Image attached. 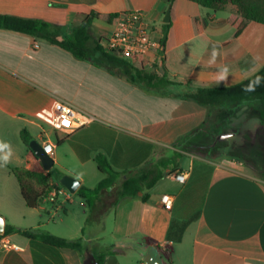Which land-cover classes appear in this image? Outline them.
Instances as JSON below:
<instances>
[{
	"label": "crops",
	"instance_id": "crops-1",
	"mask_svg": "<svg viewBox=\"0 0 264 264\" xmlns=\"http://www.w3.org/2000/svg\"><path fill=\"white\" fill-rule=\"evenodd\" d=\"M196 5L175 0L171 7L164 68L175 83L157 89L140 87L33 36L0 29V215L6 225L21 230L45 227L70 239L82 236L85 210L69 221L45 223L44 218L51 216L43 205L49 200L46 198L38 208H29L33 212L27 215L38 213V218L28 225L10 222L3 211L6 205H26L11 168L46 173L23 142L21 132L27 130L36 141L51 139L54 105L64 100L94 118L85 128L59 138V143L68 142L69 154L82 166H97L96 156L105 155L121 173L122 182L163 160V178L153 188L117 205L112 245L118 246L119 254L107 255L103 264H147L153 247L163 264H264V181L235 158L216 160L172 145L183 134L201 128L210 115L215 117L213 130L234 129V121H243L249 102L213 108L188 95L201 87L236 85L260 71L264 67V24L250 21L237 34L230 23V18L237 16L235 6L203 13ZM168 6L166 0H0V14L69 28L95 13L91 30L100 41L113 29L110 16L133 10L146 11L162 34ZM172 151L189 158V163H174ZM53 159L55 165L56 150ZM97 170L105 177L98 166ZM174 170L188 172L185 184L167 177ZM77 178L87 187L83 177ZM166 178L172 186L166 184ZM50 182L58 186L51 178ZM66 191L58 188L52 202L56 212L65 208L58 200L61 193L66 201H72ZM166 194L175 199L170 212L161 203ZM80 205L86 206L84 202ZM192 218L180 242L168 241L173 220ZM3 238L21 250L0 246V264H84L83 256L72 249L15 232ZM86 241L89 248L93 245V250L101 253L97 233Z\"/></svg>",
	"mask_w": 264,
	"mask_h": 264
},
{
	"label": "trees",
	"instance_id": "trees-1",
	"mask_svg": "<svg viewBox=\"0 0 264 264\" xmlns=\"http://www.w3.org/2000/svg\"><path fill=\"white\" fill-rule=\"evenodd\" d=\"M197 3L203 8L213 11H222L228 6L233 5L237 9V16L230 18L231 25L237 29L239 34L250 21L264 24V0H190ZM168 5H173L175 0H166ZM117 14L110 16L113 20ZM96 17L95 13L87 16L80 25L66 28L64 26L50 24L40 19L22 18L8 14H0V29L10 30L22 34L33 36L36 40H42L50 44L56 45L66 52L72 54L79 60L93 61L96 66L107 69L112 73L122 75L131 83L140 87L157 89L162 85H170L172 82L168 79L165 68L164 59L156 66L155 72L150 71L144 65L136 66L135 62H129L115 57L111 52L104 50L98 39L92 34V24ZM171 27L170 23L162 24V45L165 46L168 32ZM68 30V32L66 31ZM198 31H201L198 28ZM190 85V82H185ZM199 104L209 105L213 108H219L224 103H256L253 108L256 116L264 123V67L256 74L252 75L245 81L236 85L226 87H201L193 90L189 95ZM215 117L209 116L208 120L199 128V133H208L211 130V123ZM198 134V133H197ZM195 134V135H197ZM195 135L187 138L191 139ZM23 142L30 148V143L34 138L27 130L21 132ZM221 144L213 146H202L199 152L205 157L212 158V155L221 148ZM184 147V146H183ZM31 149V148H30ZM181 154H177L180 157ZM242 162H246V156L243 153L236 152L233 155ZM95 161L98 169L105 174V177L93 188L81 186L77 191V195L84 200L91 213L86 219V226L91 223H101L104 216L111 209L117 207L119 202L124 198H135L140 192L153 188L159 180L163 178L161 168L163 160L158 161L149 168H145L140 172L128 176L120 182V172L116 170L105 155L99 154ZM168 159H166V162ZM167 167V165H166ZM175 171V170H174ZM180 171V170H177ZM12 174L17 179L26 205L31 209L38 208L43 201L49 197L54 189L58 186L52 185L50 182V172H36L25 168H11ZM264 181V170L261 172ZM62 178V177H61ZM117 193L116 199L112 205L102 210L103 203H99L101 196ZM192 219L186 221L173 220L170 224L167 239L172 243H178L182 240L184 232ZM82 229V236L75 239L57 236L41 227L30 230H21L11 225H6L5 236L11 233H19L27 238L35 239L43 243L62 248L72 249L80 253L84 257L87 250H90L96 257L99 264H103L107 255L119 254L118 246L113 244L110 249L101 250V253L89 248V243L85 238V229Z\"/></svg>",
	"mask_w": 264,
	"mask_h": 264
},
{
	"label": "rangeland",
	"instance_id": "rangeland-1",
	"mask_svg": "<svg viewBox=\"0 0 264 264\" xmlns=\"http://www.w3.org/2000/svg\"><path fill=\"white\" fill-rule=\"evenodd\" d=\"M196 6L198 10H201V12L203 13L213 12L212 10H208L199 5ZM156 69V66H152L149 68V70L153 72H155ZM254 107H256V103H250V105L247 106L246 112L241 118L243 121L238 119L233 122L234 129L231 127H226L225 129L213 130L212 125H214L215 123H211V130H209L208 133H199L200 131L199 129H197L190 133L183 134L172 145L174 148L177 149H180L184 146L186 149H188L190 153L205 157L203 153L199 152L200 147L221 144V148L212 155L213 159H231L233 158V155L236 152L243 153L247 158L246 162H243L242 164L243 167H245L246 170L253 176L262 179L261 172L264 170V123L254 113ZM191 135L195 136L191 139H188L186 143L187 138ZM63 136L64 135L62 133H57L55 130L52 132L51 135L50 140L56 144L57 147L55 150L58 156V162H56L53 168L49 171L51 181L53 183H56L59 187L64 188L60 184L61 177L71 176L77 178V175H80L85 179V185L87 187H96L101 181V179L104 178V175L97 170V166L95 163H90L89 165L82 166L76 159H74L69 154L70 149L68 142L65 140L62 143H59V138H62ZM38 142L41 144L42 140ZM170 158L174 163L179 162L182 166H186L189 163V158L182 156L178 157L176 152L173 151L171 152ZM166 184L172 186L173 183H171L169 179L166 178ZM66 193L70 196L72 200L71 202L65 200L63 193L59 195L58 199L59 202H62L64 204V209H59L56 212V208H52L53 206L51 201L48 200L43 203V205L50 211L48 215H51L48 218H44L46 219L45 223H60L61 219L69 221L71 220V216H76L85 210V227L86 219L91 213L90 207L86 203L85 207H82V205H80L81 202H84V200L81 199L77 195V193L71 194L68 190L66 191ZM116 197V192L110 194L109 198H106V195L101 196L99 200V203H103L101 209L105 210L107 207L111 206L112 202L114 201V199H116ZM115 209L116 207L114 209H111L109 213L104 216L103 221L101 223L93 222L86 226V239L91 238L93 233H97V235L101 237L102 247H98V250H107L110 249L112 246V233H114L115 231ZM3 211L6 215L10 217V222L17 220L16 223H22L24 225H28L30 223L35 224V220L38 218V213H34L33 216L27 215L29 214V212L33 211H31L29 207H26V205L20 207H18L17 205H6V208ZM42 229L48 231V229L45 227ZM92 246L90 247V249H93ZM90 254V250H87L83 257L84 261Z\"/></svg>",
	"mask_w": 264,
	"mask_h": 264
},
{
	"label": "built area",
	"instance_id": "built-area-1",
	"mask_svg": "<svg viewBox=\"0 0 264 264\" xmlns=\"http://www.w3.org/2000/svg\"><path fill=\"white\" fill-rule=\"evenodd\" d=\"M162 34L155 29L149 19L148 13L143 10H133L117 14L113 19L111 33L102 37L99 41L104 50L111 52L115 57L135 62V65L149 67L158 65L165 56V46L162 45ZM38 48V44H35ZM86 111L64 100H57L54 105L53 129L57 133L66 136L85 128L93 121ZM41 146L49 157L53 159L56 144L50 139L42 140ZM168 178L185 184L188 180V172L171 171ZM58 189H54L49 197L51 202L56 201ZM174 196L164 195L161 198L163 208L170 212L174 207ZM0 246L4 249L20 251L21 248L2 238Z\"/></svg>",
	"mask_w": 264,
	"mask_h": 264
},
{
	"label": "water",
	"instance_id": "water-1",
	"mask_svg": "<svg viewBox=\"0 0 264 264\" xmlns=\"http://www.w3.org/2000/svg\"><path fill=\"white\" fill-rule=\"evenodd\" d=\"M171 7H172V5L170 4L168 6V9H167L165 18L163 20V23H170L171 22V18H170ZM30 148H31L32 152L34 153V155L41 162L43 169L46 172H49L54 166V160L51 157H49L48 155H46L41 144L38 141L33 140L30 143ZM60 184L64 188H66L69 191V193L76 194L77 191L79 190V188L81 187L82 182H81V180L74 178V177H71V176H63L60 180ZM5 231H6V223H5L4 218L0 215V236H4ZM146 263L147 264H163L162 258L158 254L156 247H153L151 249L149 256L146 258ZM84 264H99V263H98L96 257L94 256V254L91 253L87 257V259L84 261Z\"/></svg>",
	"mask_w": 264,
	"mask_h": 264
}]
</instances>
